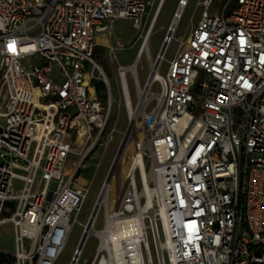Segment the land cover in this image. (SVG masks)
Instances as JSON below:
<instances>
[{
    "label": "built area",
    "instance_id": "obj_1",
    "mask_svg": "<svg viewBox=\"0 0 264 264\" xmlns=\"http://www.w3.org/2000/svg\"><path fill=\"white\" fill-rule=\"evenodd\" d=\"M187 1L179 0L174 17ZM231 1L212 14L214 0H201L200 18L165 74V54L158 55L143 87L140 57L118 66L125 101L128 72L135 80L144 127L134 154L145 164L147 156L159 194L148 213L137 196V172L144 181L137 169L116 206L100 197L104 226L92 221L87 232L98 238L87 264H167L165 254L168 264H264V0H234L226 14ZM153 3L0 0V225L15 228V250L0 251L9 264H54L64 250L87 195L81 171L111 114L110 81L94 57L97 37L118 19L141 29ZM99 78L108 101L98 94ZM87 237L69 264L78 263Z\"/></svg>",
    "mask_w": 264,
    "mask_h": 264
},
{
    "label": "rangeland",
    "instance_id": "obj_2",
    "mask_svg": "<svg viewBox=\"0 0 264 264\" xmlns=\"http://www.w3.org/2000/svg\"><path fill=\"white\" fill-rule=\"evenodd\" d=\"M225 1L226 0H214L210 13H221ZM178 2L179 0H154L148 21L141 27V29L138 30L134 28L132 23L128 20L120 19L115 23L112 29V34H109L107 38L103 35L99 39L103 45L98 44L95 47V60L106 73L110 81L112 96L111 114L107 126L103 131L101 141L89 152L87 157V167L81 171L84 185L87 188V195L79 213L73 214L71 233L64 250L58 255L54 264H69L73 251L80 242L85 224L88 223L96 201L101 195L104 201V198L105 196L107 197V192L110 189L109 204L110 206H113L120 193L128 174L129 166L134 159V132L135 126H139L141 123L140 114H142V108L134 77L128 72L127 81L129 84L130 96L133 105L138 109V112L135 113L136 115L134 114L135 116L133 115V117L128 113L125 97L118 77V66L129 65L139 57L136 54L139 53L142 44L145 42V36L147 34V28L151 16L154 14L158 6L157 16L155 17L150 37L148 41H146L145 49L137 64L140 84L142 87L145 85L149 78L152 63L156 61L168 34L170 25L175 19L174 13L178 7ZM200 2L201 0H188L176 30L173 31V38L166 46L167 49L164 55V60L159 69L161 74H165L169 60L177 53L182 42L186 40L192 31L193 26L200 18L202 12ZM233 7L234 0H232L226 7L225 13L228 14ZM98 75L100 76L99 71ZM99 81L103 80L99 78ZM152 89L157 91L159 89L158 84H154ZM105 91V100L108 101L109 96ZM154 106L155 103H152L149 111H151ZM78 141H82V136H78ZM87 148L88 145H86L84 149L86 150ZM74 149L78 153L82 152V147L78 144H74ZM73 158L78 159L79 156L73 155ZM145 160L147 161V168L149 165L147 156L145 157ZM136 179L140 189L141 184L138 172L136 173ZM109 180V184L104 188L102 193L103 187ZM19 186V182H16V189H18ZM142 203H145L144 198H142ZM99 208L100 209L97 211L98 213L94 221L95 229H101L104 226V208L102 205H100ZM147 223H149L148 220ZM160 237H162L161 231ZM148 238L152 254L155 258V244L151 229H148ZM14 240L15 228L13 223L7 222L0 225V248L8 252H13L15 250ZM97 244L98 238L93 234L89 235L84 243L82 254L77 264H87V261L94 256ZM165 262L167 264L169 263L166 254Z\"/></svg>",
    "mask_w": 264,
    "mask_h": 264
},
{
    "label": "bare ground",
    "instance_id": "obj_3",
    "mask_svg": "<svg viewBox=\"0 0 264 264\" xmlns=\"http://www.w3.org/2000/svg\"><path fill=\"white\" fill-rule=\"evenodd\" d=\"M188 2V1H187ZM180 11V10H179ZM179 20H180V18H178V17H175V19L172 21V28H171V30H170V37H169V39L168 40H166V42H165V45L167 46V44H168V41H171L172 40V34H173V31H175L176 30V27H177V25H178V22H179ZM154 22H155V19H154ZM153 25H154V23H153ZM153 25H152V27H153ZM151 31H152V29H151ZM151 31H150V33H151ZM150 33L147 35V38H146V41H148V39H149V37H150ZM103 36V34H100V35H98V37H97V40L99 41V39L101 38ZM146 43L147 42H145V44L143 45V47L142 48H140V50H139V53L137 54V56H139V57H141L142 56V51L145 49V45H146ZM166 46H165V51H166ZM165 51H164V53H163V55L165 54ZM163 55H162V57H163ZM139 57H137V58H139ZM152 80H150V82L148 83V85L150 84V85H154L155 84V81L153 80V77L151 78ZM148 85H147V87H146V89L143 91V93H141L142 95V97H144V94L146 93V90H147V88H148ZM126 108H127V110H128V113L130 114V116L131 117H133V115L135 114V113H137L138 112V109L136 110L135 109V106L132 104V100H131V97H127L126 98ZM136 115V114H135ZM134 115V116H135ZM147 121V120H146ZM146 121L144 122L145 124H146ZM83 128L84 129V131H85V127H83V126H80V128ZM143 127H144V124H143V122L138 126V125H136L135 126V132H134V139H133V146H135L136 147V145H137V142H138V138H137V135L139 134V132L140 131H142L143 130ZM140 130V131H139ZM137 169H140V171H141V173H142V178H143V182H142V184H141V187H140V189L138 188L137 189V196H138V198H144L145 199V203H144V205L148 208V213H151L152 212V205H153V195H154V193H155V191H156V193H158L159 194V188H158V186H157V184H156V186H153V184L151 183V174L148 172V170H147V168H146V164L144 163V161L142 160V158H141V154H138V155H136V154H134V159H133V161H132V163L130 164V166H129V170H128V174H127V176H126V179H125V182H124V184H123V186H122V188H121V190H124V189H126L127 188V184H128V180L130 179V178H132V177H134V175H133V171L135 172ZM110 180H111V178H110ZM110 180L108 181V183H106V185H105V187L104 188H106V186L109 184V182H110ZM135 182H136V184H137V179H136V177H135ZM154 188H156V190L154 189ZM120 190V191H121ZM109 191H110V189H109ZM109 191L107 192V197L105 196V198H104V201H103V199H102V195H101V202H104L103 204H104V206H106V204H108L109 203ZM118 198V197H117ZM117 205V199H116V201H115V203H114V205L113 206H116ZM112 206V207H113ZM100 209V208H99ZM99 209H98V211H99ZM81 210V209H80ZM98 213V212H97ZM97 215V214H96ZM95 219H96V216L94 217V220L93 221H95ZM94 223V222H93ZM93 223H92V225H91V227H93Z\"/></svg>",
    "mask_w": 264,
    "mask_h": 264
},
{
    "label": "water",
    "instance_id": "obj_4",
    "mask_svg": "<svg viewBox=\"0 0 264 264\" xmlns=\"http://www.w3.org/2000/svg\"><path fill=\"white\" fill-rule=\"evenodd\" d=\"M171 28H172V23H171V25H170V28H169L168 34H167V36H166V38H165V41H164V43H163V45H162V47H161V49H160L159 56L162 55L163 52H164V50H165V46H166V45H165V42H166V40L170 37V30H171ZM99 203H100V199H98V200L96 201V204H95V206H94V209H93V211H92V214L90 215L89 221H88V223H87V225H86V227H85V229H84V232H83V234H82L81 241H80V244H81V245H82V243L84 242L85 238L87 237V232H88V230L90 229L91 224H92V221H93V219H94V217H95V215H96V213H97V211H98Z\"/></svg>",
    "mask_w": 264,
    "mask_h": 264
},
{
    "label": "trees",
    "instance_id": "obj_5",
    "mask_svg": "<svg viewBox=\"0 0 264 264\" xmlns=\"http://www.w3.org/2000/svg\"><path fill=\"white\" fill-rule=\"evenodd\" d=\"M96 87H97V91H98V94H99L100 98L103 101H105V98H106V95L104 94V91L106 89L105 83L103 81H99L98 80L96 82ZM83 133H84V129L81 127L79 129L78 136L79 137L82 136ZM9 262H10V258L6 254H4L3 252L0 251V264H9Z\"/></svg>",
    "mask_w": 264,
    "mask_h": 264
},
{
    "label": "crops",
    "instance_id": "obj_6",
    "mask_svg": "<svg viewBox=\"0 0 264 264\" xmlns=\"http://www.w3.org/2000/svg\"><path fill=\"white\" fill-rule=\"evenodd\" d=\"M118 20H120V19H118ZM118 20H117V21H118ZM125 20H128V21H130V22L132 23V21H131L130 19H125ZM117 21H116V22H117ZM147 21H148V19H147ZM147 21H146V22H147ZM116 22H115V23H116ZM115 23H114V25H115ZM114 25L112 26V29H113ZM132 26H133V24H132ZM133 27H134V26H133ZM110 34H112V31H111ZM104 36H105L106 38L108 37V35H104ZM98 44H102V45H103L102 42H100V41L97 40V45H98ZM137 53H138V52H137ZM136 55H137V54H136ZM135 61H136V60H135ZM135 61H134V62H135ZM132 63H133V62H132ZM120 86H121V85H120Z\"/></svg>",
    "mask_w": 264,
    "mask_h": 264
}]
</instances>
